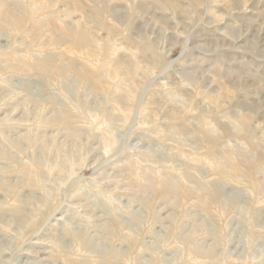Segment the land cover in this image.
Here are the masks:
<instances>
[{"label":"rangeland","instance_id":"obj_1","mask_svg":"<svg viewBox=\"0 0 264 264\" xmlns=\"http://www.w3.org/2000/svg\"><path fill=\"white\" fill-rule=\"evenodd\" d=\"M0 264H264V0H0Z\"/></svg>","mask_w":264,"mask_h":264},{"label":"bare ground","instance_id":"obj_2","mask_svg":"<svg viewBox=\"0 0 264 264\" xmlns=\"http://www.w3.org/2000/svg\"><path fill=\"white\" fill-rule=\"evenodd\" d=\"M95 16L97 17L98 14L95 15ZM13 23H17V22L15 21ZM67 37L71 41H73L72 44L74 45L75 48H80V47L81 48H92V42H91L89 33L81 25H79V24H77L75 26V28H73V29H71V30H69L67 32ZM101 66L102 65H100V67ZM100 71L103 72V73H105L106 72V67L105 66H102L101 69H100ZM119 102H120V100H119ZM59 121L60 122H64V119H60ZM169 188H170V186L164 185V189H163L164 191H162V192H166Z\"/></svg>","mask_w":264,"mask_h":264}]
</instances>
